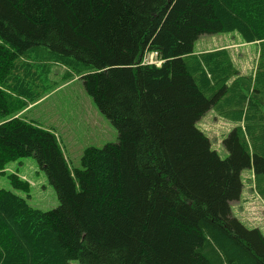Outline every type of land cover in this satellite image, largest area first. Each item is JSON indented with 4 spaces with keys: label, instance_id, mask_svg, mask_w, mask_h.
Instances as JSON below:
<instances>
[{
    "label": "trees",
    "instance_id": "16d2710c",
    "mask_svg": "<svg viewBox=\"0 0 264 264\" xmlns=\"http://www.w3.org/2000/svg\"><path fill=\"white\" fill-rule=\"evenodd\" d=\"M232 31L258 45L254 75L229 48L194 50ZM147 51L161 65L143 63ZM53 63L80 75L119 132L81 168L21 115ZM214 105L236 123L226 158L197 125ZM29 156L60 204L0 187V264H264V231L232 211L246 168L264 199V0H0V173ZM24 177L9 174L29 193Z\"/></svg>",
    "mask_w": 264,
    "mask_h": 264
},
{
    "label": "rangeland",
    "instance_id": "374dc122",
    "mask_svg": "<svg viewBox=\"0 0 264 264\" xmlns=\"http://www.w3.org/2000/svg\"><path fill=\"white\" fill-rule=\"evenodd\" d=\"M218 47L231 48L240 69L249 70L245 75L255 74L251 70L258 58V45L243 41L235 31L218 32L201 35L195 42L194 50L201 53ZM49 69V74L45 75L42 84L35 89L44 94L43 97L21 111V115L53 129L60 139L70 167L81 168L86 148L103 147L107 143L117 142L119 132L88 94L80 75L59 63L51 64ZM197 125L210 138L212 148L222 158L228 157L230 152L224 139L236 123L222 116L214 105ZM10 173L26 176L25 179L31 183L30 192L15 188L9 179ZM242 180L244 191L239 200L232 202L233 214L249 227H259L264 231V199L254 188L256 181L253 168L242 171ZM0 187L15 191L27 198L32 206L43 210L54 209L60 204L54 185L31 156L11 161L6 173H0ZM71 264H79V261L73 259Z\"/></svg>",
    "mask_w": 264,
    "mask_h": 264
},
{
    "label": "crops",
    "instance_id": "0c3cea01",
    "mask_svg": "<svg viewBox=\"0 0 264 264\" xmlns=\"http://www.w3.org/2000/svg\"><path fill=\"white\" fill-rule=\"evenodd\" d=\"M230 49H231V48H230ZM230 49H229V50H230ZM234 60H235V59H234ZM235 62H236V60H235ZM241 71H242V72H247V71H249V70H243V69H241Z\"/></svg>",
    "mask_w": 264,
    "mask_h": 264
},
{
    "label": "bare ground",
    "instance_id": "6f19581e",
    "mask_svg": "<svg viewBox=\"0 0 264 264\" xmlns=\"http://www.w3.org/2000/svg\"><path fill=\"white\" fill-rule=\"evenodd\" d=\"M43 47V46H42ZM148 52V51H147ZM157 52V51H156ZM149 53V52H148ZM148 55V54H147ZM150 64H152V63H150ZM34 66V65H33ZM34 68V67H33ZM41 68V67H40ZM246 87V86H245ZM249 92V91H248ZM259 175V174H258Z\"/></svg>",
    "mask_w": 264,
    "mask_h": 264
}]
</instances>
